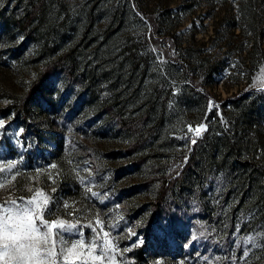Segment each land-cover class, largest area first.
Returning a JSON list of instances; mask_svg holds the SVG:
<instances>
[{"label":"rangeland","instance_id":"rangeland-1","mask_svg":"<svg viewBox=\"0 0 264 264\" xmlns=\"http://www.w3.org/2000/svg\"><path fill=\"white\" fill-rule=\"evenodd\" d=\"M248 1L43 0L25 39L15 21L29 0H0V169L16 162L0 188V203L42 192L51 200L49 222L91 225L83 228L86 241L93 228L101 237L109 232L115 264H132L127 253L144 242L140 226L150 214L148 201L161 174L190 152L197 124L206 122L217 134H242L247 153L264 141V34L253 49L241 7ZM258 1L264 31V3ZM70 50L77 80L65 71L51 77L23 115L17 113V100L44 63ZM40 98L52 107L41 108ZM143 112L148 117L133 128L119 126V115ZM251 112L252 121L245 120ZM137 136L142 138L137 151L127 153ZM257 153L264 161V149ZM139 155L144 160L137 164ZM196 211L193 199L170 214L195 225L183 247L194 242L197 255L202 236L215 228L201 216L192 220ZM255 234L233 245L241 248L238 264H255L245 256V241ZM79 254L78 245L74 256ZM221 257L218 250L205 264H221ZM149 264L203 263L186 255L177 261L159 256Z\"/></svg>","mask_w":264,"mask_h":264},{"label":"trees","instance_id":"trees-1","mask_svg":"<svg viewBox=\"0 0 264 264\" xmlns=\"http://www.w3.org/2000/svg\"><path fill=\"white\" fill-rule=\"evenodd\" d=\"M262 2L264 3V0ZM261 5L258 0H249L241 6L247 30L254 38L253 49L259 48L264 34L258 12ZM42 6L43 0H29L25 12L15 21V26L25 39L29 37L32 24ZM71 54L70 50L44 63L36 78L17 100V113L23 115L22 111L24 112L27 105L39 97L49 85L51 77L65 71L70 79L77 80ZM130 55L132 59L136 57L135 52H131ZM215 71L216 67L213 69V72ZM38 105L44 110L52 107L41 98ZM253 116L251 112L245 120L252 121ZM147 117V112L134 118L119 115L117 121L123 129H130ZM236 124L239 126L237 118ZM197 129H200L198 138L191 142L190 152L180 154L174 169L168 174H161L160 183L147 204L150 214L141 221L140 230L144 242L129 251L127 257L132 264H149L151 259L159 256L177 261L190 255L193 260L201 259L205 264L208 257L217 254L219 250L222 254L221 264H238L241 248L234 250L233 245L241 241L246 234L256 231L253 236L256 246L251 247V243H248L247 255L252 257L255 264H264V161L257 153L258 147L264 149V141L253 143L249 154L243 147V135L238 132L232 135L229 132L217 134L206 122L197 124L196 131ZM140 141L141 137H135L127 145L126 152H136ZM135 159L139 164L144 160V156L139 155ZM147 179L148 177L144 181ZM205 185L213 192L214 197L211 200L205 195ZM193 199L197 202L198 211L193 213L194 215L191 214V219L194 220L195 215L201 216L208 227L215 228L208 237L202 236L197 248L200 253L197 255L194 254V242L188 250L183 247L188 242L191 227L195 225L189 224L182 217L170 214L180 209L183 202ZM160 224H164L163 234L159 233ZM240 244L238 243V246L241 247Z\"/></svg>","mask_w":264,"mask_h":264},{"label":"snow or ice","instance_id":"snow-or-ice-1","mask_svg":"<svg viewBox=\"0 0 264 264\" xmlns=\"http://www.w3.org/2000/svg\"><path fill=\"white\" fill-rule=\"evenodd\" d=\"M2 127L3 120L0 119ZM199 131L197 129V134ZM15 167L16 162H12L6 170L0 169V188L6 186L7 176L12 174ZM92 195L97 194L93 192ZM39 196L44 197L43 201L37 198ZM50 203L51 200L42 192L31 198L10 197L0 203V264H104L105 261L115 264L117 249L109 232H104L101 237L93 228V238L86 241L83 228L91 225L67 223L64 220L49 222L45 217L50 215ZM98 223L103 230V223ZM73 236L78 239L69 247L68 240ZM245 243L256 246L254 237H249ZM78 245L80 254L74 256ZM247 254L246 251L245 256Z\"/></svg>","mask_w":264,"mask_h":264}]
</instances>
